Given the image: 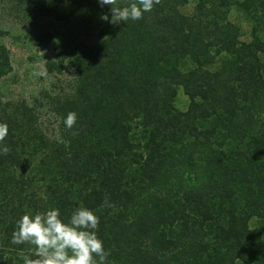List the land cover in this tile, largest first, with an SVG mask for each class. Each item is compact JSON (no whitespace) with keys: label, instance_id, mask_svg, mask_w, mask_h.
Listing matches in <instances>:
<instances>
[{"label":"trees","instance_id":"1","mask_svg":"<svg viewBox=\"0 0 264 264\" xmlns=\"http://www.w3.org/2000/svg\"><path fill=\"white\" fill-rule=\"evenodd\" d=\"M76 1L41 9L63 21ZM45 67L73 76L45 98L56 135L41 106L0 98V264L32 255L10 243L22 215L58 208L67 222L80 206L99 217L111 264H264V0H159L136 21L100 19L93 40ZM11 71L0 45V82Z\"/></svg>","mask_w":264,"mask_h":264},{"label":"rangeland","instance_id":"2","mask_svg":"<svg viewBox=\"0 0 264 264\" xmlns=\"http://www.w3.org/2000/svg\"><path fill=\"white\" fill-rule=\"evenodd\" d=\"M77 0L68 3L66 14H73L63 21L48 18L41 7L42 0H0V45L6 47L12 71L0 82V98L7 102H21L39 109L40 123L48 135H56L55 116L47 110L45 98L69 89L73 76L69 72L60 75L46 72L48 62L66 61L73 46L93 40L102 16L97 0ZM80 4L77 12L75 7ZM192 5L187 10L191 12ZM31 11L33 13H31ZM91 11V12H90ZM31 13V14H26ZM230 20L241 27L243 40L248 41L250 24L241 13L232 10ZM43 71L44 75L34 73ZM188 98L178 89L175 108L185 111Z\"/></svg>","mask_w":264,"mask_h":264},{"label":"clouds","instance_id":"3","mask_svg":"<svg viewBox=\"0 0 264 264\" xmlns=\"http://www.w3.org/2000/svg\"><path fill=\"white\" fill-rule=\"evenodd\" d=\"M97 3L101 7L110 6L111 11V17L105 14L100 19L115 24L141 19L143 13L151 12L159 0H130L126 6H117L116 0H97ZM34 75L41 76L44 72ZM62 122L66 129H73L77 114L67 113ZM7 136L8 125L0 123V155L10 150L3 143ZM99 223V217L83 206L77 207L67 222L61 218L58 208L26 213L16 221L10 243L33 246L30 248L32 255L22 257L23 264H111V253L97 235Z\"/></svg>","mask_w":264,"mask_h":264}]
</instances>
